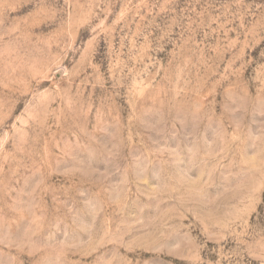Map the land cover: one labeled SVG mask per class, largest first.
Segmentation results:
<instances>
[{
  "label": "rangeland",
  "instance_id": "rangeland-1",
  "mask_svg": "<svg viewBox=\"0 0 264 264\" xmlns=\"http://www.w3.org/2000/svg\"><path fill=\"white\" fill-rule=\"evenodd\" d=\"M0 264H264V0H0Z\"/></svg>",
  "mask_w": 264,
  "mask_h": 264
}]
</instances>
